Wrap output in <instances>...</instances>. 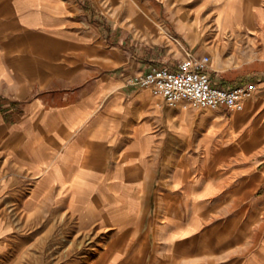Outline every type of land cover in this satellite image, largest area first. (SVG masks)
<instances>
[{
    "label": "crops",
    "instance_id": "crops-1",
    "mask_svg": "<svg viewBox=\"0 0 264 264\" xmlns=\"http://www.w3.org/2000/svg\"><path fill=\"white\" fill-rule=\"evenodd\" d=\"M73 9L70 0H0V264H43L42 243L37 233L27 235L26 216L37 232L43 215L58 214L74 216L78 230L112 227L118 236L130 234L108 239L106 246L113 249L102 264H264V234L236 250V239L228 234L232 207L222 212L226 224L219 232L225 229L226 237L204 238V216L212 211L208 201L224 192L220 183L209 181V191L199 180L181 191L151 190L155 110L162 107L148 89L131 81L149 67L182 60L158 58L151 45L166 34L154 16L135 0L114 12L149 45L137 50L141 62L124 67L115 48L109 53L114 66L83 63L70 75V46L90 44L97 34L101 41L111 39L101 33L105 22L101 28L88 23L87 16H102L96 10L85 8L82 22ZM260 10L243 5L236 21L252 25ZM175 12L183 31L182 16ZM143 20L146 25L140 26ZM108 21L113 32L120 29ZM82 23L96 31H83ZM255 85L263 89L264 78ZM175 124L181 128V121ZM162 198H178L180 206L166 207ZM149 211L148 237H139V222Z\"/></svg>",
    "mask_w": 264,
    "mask_h": 264
},
{
    "label": "rangeland",
    "instance_id": "rangeland-1",
    "mask_svg": "<svg viewBox=\"0 0 264 264\" xmlns=\"http://www.w3.org/2000/svg\"><path fill=\"white\" fill-rule=\"evenodd\" d=\"M90 1L99 14L120 29L113 32L112 25L108 26L104 23L103 25L108 29L106 36L111 39L106 42L101 41L97 34L90 44L70 46V75H73L83 63L96 64L104 68L114 66L112 58L114 55L109 53L114 52L115 48L122 52L124 67L128 62L135 60L141 62L137 50L148 48L149 45L135 36L129 28L127 18L114 15V12L131 0ZM135 1L146 7L166 34L163 41L151 45L157 49L159 59L177 62L186 58V49L192 48V53L210 57L209 72L215 83L226 82L231 88L248 82L256 84L258 80L264 78V0ZM242 2L244 7L251 5L261 9L257 21L252 25H241L236 21L240 19L242 13ZM70 3L74 8L76 19L84 22L85 8L82 9L77 0H70ZM176 9L181 16L187 14V21L190 23L200 20L199 25L207 32L205 41H198L195 35L189 39L185 34L189 30V24H184L182 20L183 31H179L180 25L174 15ZM81 29L96 31L93 26L85 23H82ZM174 45L179 50H175L172 47ZM180 50L184 52L182 57L178 54ZM232 82L234 85H231ZM154 97L162 109L155 110V180L151 190L164 191L175 188L181 191L185 190L189 183L199 180L200 183L205 184L203 190L209 191L212 190L210 182H218L224 192L208 201L212 211L204 216V238H212L211 234L217 238L219 233H223L222 236L226 237L225 229L219 231L224 227L221 224H226L223 219L227 216L222 215V212L227 206L234 209L233 218L228 225V234L233 233L236 250L242 249L248 239L262 238L264 234V200L262 201L264 198V88L256 86L254 94L244 101L242 109L232 112V115L224 109L213 111L195 109L183 103L168 106L161 97ZM182 106H186L185 112L180 111ZM181 113L184 116L180 119ZM176 121H181V128L175 124ZM178 129L184 130L183 136L179 133L182 131ZM174 179L178 181L170 183V180ZM180 201L178 198L161 199L166 207L178 208ZM152 217V211L142 216L139 222V231H142V234L139 237H148L147 228L152 222ZM26 218H29L25 230L27 235L33 237L37 233L36 238L42 243L43 264H85L89 257L97 253L98 257H95L93 264H102L106 254L113 249L106 246L108 239L131 237L125 232L118 236L112 227L101 230H78L75 217L69 214L43 215L42 225H39L36 232L32 220L30 221L32 217L26 216ZM259 226L262 228L260 231H258ZM68 241H72V244ZM99 242L102 246L98 245ZM85 243L84 248L82 244Z\"/></svg>",
    "mask_w": 264,
    "mask_h": 264
},
{
    "label": "built area",
    "instance_id": "built-area-1",
    "mask_svg": "<svg viewBox=\"0 0 264 264\" xmlns=\"http://www.w3.org/2000/svg\"><path fill=\"white\" fill-rule=\"evenodd\" d=\"M210 57L189 53L176 65L152 66L131 84L145 88L154 96L161 97L168 106L183 103L195 109L236 112L250 98L255 84L237 88H224L212 81L209 72Z\"/></svg>",
    "mask_w": 264,
    "mask_h": 264
},
{
    "label": "bare ground",
    "instance_id": "bare-ground-1",
    "mask_svg": "<svg viewBox=\"0 0 264 264\" xmlns=\"http://www.w3.org/2000/svg\"><path fill=\"white\" fill-rule=\"evenodd\" d=\"M205 7V6H204ZM202 9V8H201ZM253 12V11H252ZM176 13V12H175ZM136 14V13H135ZM188 15H190V14H188ZM195 17V16H194ZM193 17V18H194ZM192 18V17H191ZM190 19V18H189ZM181 20L184 22V24H186V25H188V27H189V30H188V32L186 33L185 32V34H186V36L189 38V39H192L191 37L192 36H196L197 37V39H198V41H205L204 40V38L206 37V35L205 34H207V32L206 31H204L203 29H202V26L201 25H199V22H200V20H198L197 22H192V23H190V22H188L187 21V14H185V16H182L181 17ZM194 20V19H193ZM243 20V19H242ZM136 23V22H135ZM137 24V23H136ZM139 25L141 26V25H146V20H143L142 22L140 21L139 22ZM236 25H234V27H235ZM190 27L191 28H193V29H190ZM241 29V28H240ZM212 45H214L213 43H212ZM183 107H186V106H183ZM210 131V130H209ZM10 212L12 213L13 211H12V209L10 210ZM9 212V213H10ZM17 212V211H16ZM5 213H6V211H5ZM13 214V213H12ZM16 214V213H15ZM23 214V213H22ZM15 216V215H14ZM17 216V215H16ZM71 216V215H70ZM19 218L21 217V216H18ZM13 218H15L16 219V217H13ZM15 219H12V221L13 220H15ZM27 219H29V218H27ZM31 220V219H30ZM7 221V220H6ZM16 221V220H15ZM17 221H19L18 219H17ZM20 223V222H19ZM14 224H15V222H14ZM17 224V223H16ZM94 231V230H93ZM98 232V231H97ZM92 233V232H91ZM98 234V233H97ZM90 235V234H89ZM88 235V236H89ZM94 237V236H93ZM88 239H89V237H88ZM92 239V238H91ZM94 239V238H93ZM76 240V239H75ZM85 240V239H84ZM69 242V241H68ZM72 242V241H71ZM71 242H69V244L71 243ZM74 242V241H73ZM77 242V241H76ZM81 242V241H80ZM88 243H90V242H88ZM100 243V242H99ZM98 243V245H101V243L99 244ZM54 244V243H53ZM72 244V243H71ZM91 244V243H90ZM83 246L82 247H84L85 245H86V243L85 244H82ZM72 246V245H71ZM73 246H75L76 247V245H74V243H73ZM102 246V245H101ZM104 246V245H103ZM90 247V246H89ZM85 248V247H84ZM78 250H80V247H79V249ZM91 250V249H90ZM82 251V250H81ZM80 251H78V253H79ZM87 252V251H86ZM75 253V252H74ZM84 253V252H83ZM96 254V253H95ZM98 255V253L96 254V255H93L92 257H89V259L87 260V262L85 263V264H93V262H94V260H95V257ZM74 256V255H73ZM77 257H79V256H77ZM76 257V258H77ZM84 257H85V255H84ZM98 257V256H97ZM62 258V257H61Z\"/></svg>",
    "mask_w": 264,
    "mask_h": 264
},
{
    "label": "trees",
    "instance_id": "trees-1",
    "mask_svg": "<svg viewBox=\"0 0 264 264\" xmlns=\"http://www.w3.org/2000/svg\"><path fill=\"white\" fill-rule=\"evenodd\" d=\"M78 1H79L80 3H82V7H84V8L90 7L92 11H95V10H96L95 7L93 6V4L91 3L90 0H78ZM86 18H87V21H88L89 24L94 25V26H96V27H98V28H101V25H102L104 22L107 23L108 26H110V24H111V23H110L108 20H106L103 16H100L99 20H94V19L92 18V16H87ZM106 31H108V29L105 30V31H104V30H101L102 35H104L106 39H109V36H106ZM107 35H108V34H107Z\"/></svg>",
    "mask_w": 264,
    "mask_h": 264
}]
</instances>
